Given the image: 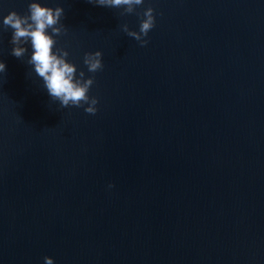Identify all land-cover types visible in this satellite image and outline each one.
<instances>
[{
	"label": "water",
	"instance_id": "water-1",
	"mask_svg": "<svg viewBox=\"0 0 264 264\" xmlns=\"http://www.w3.org/2000/svg\"><path fill=\"white\" fill-rule=\"evenodd\" d=\"M31 2L0 0V264H264V0H36L77 76L102 53L95 115L10 54Z\"/></svg>",
	"mask_w": 264,
	"mask_h": 264
},
{
	"label": "clouds",
	"instance_id": "clouds-1",
	"mask_svg": "<svg viewBox=\"0 0 264 264\" xmlns=\"http://www.w3.org/2000/svg\"><path fill=\"white\" fill-rule=\"evenodd\" d=\"M94 6L108 8H124L125 14H133L136 6H141L144 0H88ZM65 11L62 7H43L33 0L28 5V12L20 15L15 11L3 18L4 30L11 29V55L22 59L28 52L26 45L31 47V56L27 63L34 69L35 74L43 80L48 95L54 101H59L62 108H84L87 114L95 115L98 111V99L89 96V90L95 83L94 74L103 70L102 53H85L83 63L93 76L85 79V73L80 71L77 76V67L68 62L69 53L57 48L55 37L66 34V27L61 23ZM155 27L154 9L149 7L143 12L139 32L130 31L123 25V31L146 46L145 39ZM6 71V65L0 62V73ZM88 105L87 107H84ZM114 185H109V188ZM45 264H54L52 258L45 257Z\"/></svg>",
	"mask_w": 264,
	"mask_h": 264
}]
</instances>
